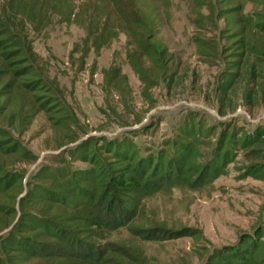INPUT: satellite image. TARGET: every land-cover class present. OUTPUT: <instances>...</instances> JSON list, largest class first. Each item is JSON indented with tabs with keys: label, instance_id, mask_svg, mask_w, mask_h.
<instances>
[{
	"label": "rangeland",
	"instance_id": "374dc122",
	"mask_svg": "<svg viewBox=\"0 0 264 264\" xmlns=\"http://www.w3.org/2000/svg\"><path fill=\"white\" fill-rule=\"evenodd\" d=\"M47 8L41 19L20 24L15 17L27 47L20 61L36 69L33 77L43 85L36 97L13 93L11 109L26 103L21 113L0 103L3 141L19 147L0 150V174L17 173L0 201L18 206L40 183L43 167L91 165L75 150L94 140L103 148L106 140L129 137L150 151L177 139L184 121L198 119L208 133L192 161L204 163L215 156L222 129L226 145L231 129L240 139L264 127V24L256 22L264 21V0H58ZM247 56L256 76L224 88L235 60ZM229 149L219 168L200 179L193 174L191 182L143 198L142 224L167 229L165 238L137 240L152 263L197 264L248 235L264 240V171L258 170L264 159H246L238 143ZM11 218L0 213V237ZM183 228V234L169 231ZM40 261L0 242V264Z\"/></svg>",
	"mask_w": 264,
	"mask_h": 264
},
{
	"label": "trees",
	"instance_id": "16d2710c",
	"mask_svg": "<svg viewBox=\"0 0 264 264\" xmlns=\"http://www.w3.org/2000/svg\"><path fill=\"white\" fill-rule=\"evenodd\" d=\"M56 1L2 0L0 3V79L7 77L0 85V103H5L11 111L21 113L26 106L21 100L17 109H11L15 107L11 100L13 93L18 94L22 89L36 97L43 85L33 77L36 69L20 61L27 47L15 17L20 14V24L35 17L41 19L48 12L47 6ZM256 22L264 24L263 20ZM247 59L248 56L241 64L235 60L232 66L235 70L224 79V88L237 79L256 76V66ZM181 130L178 138L173 136L164 148L142 151L129 137L106 140L101 148L94 140L75 150L81 157L88 156L91 165L77 169L69 168L66 163L43 167L40 183L19 197L18 206L0 201V213L12 214L8 222L10 229L0 237L1 247H12L17 253L39 258L38 264H154L137 240L165 238L163 230L167 229L142 224L144 197L170 184H181L185 179L191 182L193 174L198 175V180L208 168H219L220 161L231 152L229 145L234 143L241 146L246 159H264V127L250 133L245 131L240 139L232 137L231 129L226 145L227 132L222 129L215 156L204 163L192 161V155L201 134L208 133L207 126L191 118L183 122ZM6 138L0 127V150L5 154L17 151L19 147L15 143L3 141ZM16 174H0V198L9 197L11 186L7 183ZM122 228L128 231L127 237L117 235ZM169 231L183 234L185 228ZM197 264H264V240L248 235L237 246L218 250L208 261Z\"/></svg>",
	"mask_w": 264,
	"mask_h": 264
}]
</instances>
